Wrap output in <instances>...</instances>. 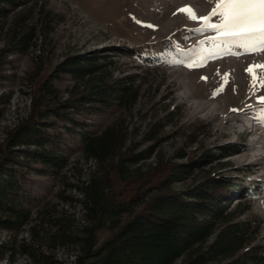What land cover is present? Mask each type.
<instances>
[{
    "label": "rangeland",
    "instance_id": "obj_1",
    "mask_svg": "<svg viewBox=\"0 0 264 264\" xmlns=\"http://www.w3.org/2000/svg\"><path fill=\"white\" fill-rule=\"evenodd\" d=\"M43 2L45 9L40 7L41 2L30 3L0 18V160L9 134L29 117L34 79L47 76L67 57H97L98 63L105 65L107 77L132 83L139 89L140 97L131 110L115 105L98 114L75 117L98 130L123 124L130 141L140 143V149L156 145L165 158H175L178 150L191 159L198 160L203 155L219 158L224 153L222 146L240 149V153L215 161L204 172L210 170L212 174L233 178L245 189L242 193L252 183L259 190L253 198L234 195L230 207L249 201L251 212L241 219L256 216L261 220L257 242L264 245V127L253 115L245 114L264 107L257 103V97L264 96V89L252 95L251 77L245 71L250 65L264 64V52L242 54V50H236L239 55L212 58L205 66L192 69L179 63L188 62L193 50L213 35L192 30L202 27L201 18L211 14L214 0ZM186 7L195 13V20L180 11ZM216 19L213 17L212 22ZM24 36L28 40L26 48L18 50ZM225 74L228 82L224 91L214 96L224 84ZM54 83L65 98L75 85L69 75L63 74ZM157 123L161 124L164 140L144 144V135ZM63 125L60 124L59 130ZM80 145V142L71 145L73 152L68 156V165L56 177L41 175L36 171L39 165L21 158L29 165L23 166L29 174L24 186L40 201L32 207L33 211L42 209L46 220L43 228H38L36 240L31 238L28 227L19 235L0 228V264H38L24 255V242L32 250L53 253L44 240L53 231L48 221L50 215L70 216L74 218V231L81 230L84 225L81 205L67 206L60 197L80 199L79 187L96 170L95 164L85 160L76 149ZM154 161L153 157L143 165ZM203 174H196L195 181L202 180ZM182 186L177 185L176 189ZM107 236V232L99 233L100 240ZM54 254L62 264H74L71 249L56 248Z\"/></svg>",
    "mask_w": 264,
    "mask_h": 264
},
{
    "label": "trees",
    "instance_id": "obj_2",
    "mask_svg": "<svg viewBox=\"0 0 264 264\" xmlns=\"http://www.w3.org/2000/svg\"><path fill=\"white\" fill-rule=\"evenodd\" d=\"M43 1L0 0V18L30 3L41 2L45 9ZM27 41L22 37L18 50H24ZM105 68L97 57L72 56L47 76L34 79L29 117L9 134L0 160V228L19 235L28 227L36 240L46 214L42 209L33 211L40 201L24 186L29 174L23 166L29 165L23 161L39 165L36 171L43 176L56 177L80 142L76 149L96 170L79 187L80 199L60 197L67 206L81 205L84 225L75 232L74 218L50 215L53 231L44 240L53 253L32 250L24 242L23 253L30 260L62 264L54 254L62 247L73 251L74 264H264V245L257 242L261 220L256 216L241 219L251 212L249 201L230 207L234 195L248 199L259 190L252 183L242 193L245 189L233 178L204 172L240 149L222 146L219 158L191 159L182 150L175 158H165L156 145L140 149V143L130 141L123 124L98 130L75 117L98 114L115 105L131 110L138 101L139 89L107 77ZM61 74L75 81L66 98L54 83ZM162 130L160 123L151 126L144 144L162 142ZM153 157V164L143 165ZM183 159L189 162H174ZM201 172L202 180L195 181ZM177 185L183 188L176 189ZM103 231L108 236L100 240Z\"/></svg>",
    "mask_w": 264,
    "mask_h": 264
},
{
    "label": "snow or ice",
    "instance_id": "obj_3",
    "mask_svg": "<svg viewBox=\"0 0 264 264\" xmlns=\"http://www.w3.org/2000/svg\"><path fill=\"white\" fill-rule=\"evenodd\" d=\"M214 3L211 14L201 18L202 27L192 30L201 35H213L207 41H202L200 48L193 50L192 58L188 62H179L189 69L205 66L212 58L239 55L236 50H242V54L264 52V0H214ZM180 11L187 12L190 19H196L195 13L189 7ZM213 17L217 18L215 22H212ZM256 69L260 70L259 73ZM245 71L251 77L252 95L264 89V64L250 65ZM223 80L224 84L214 92V96L224 91L228 82L227 74ZM257 103L264 106V96H258ZM245 114L253 115L257 123L264 127V107L252 109Z\"/></svg>",
    "mask_w": 264,
    "mask_h": 264
}]
</instances>
